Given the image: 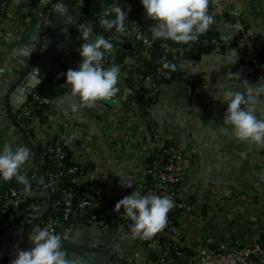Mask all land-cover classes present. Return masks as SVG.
<instances>
[{"label":"crops","instance_id":"crops-1","mask_svg":"<svg viewBox=\"0 0 264 264\" xmlns=\"http://www.w3.org/2000/svg\"><path fill=\"white\" fill-rule=\"evenodd\" d=\"M113 2L110 0L107 7ZM116 3L126 11L144 10L140 0ZM83 6L84 0H42L30 11L20 0H12L1 16L0 148L4 143L23 145L32 154L31 144L39 133H60L70 156L84 167L85 175L74 182L88 191L104 193L106 189L100 186L97 176L138 182L149 169L150 134L142 109L132 99L134 91L123 75L117 85L119 91L111 97L114 105L99 100L87 106L71 93L55 99L49 118L43 120L48 124L35 130L31 141L13 122L15 112L8 100L13 82L24 66L31 63L34 68L38 64L33 62L35 48L30 51L27 45H37L41 29L38 55L50 62L49 70L61 74L78 68L79 64L67 53V45ZM66 9L73 18L71 24H65ZM208 14L213 23L207 31L220 41L219 48L199 59L179 63L181 78L161 85L152 118L164 140L181 153V194L191 208L183 216L186 238L209 237L225 247L264 244V145L236 138L231 126L223 124L227 104L216 99L226 89L244 92L245 82L257 83L231 23L238 19L250 36L264 37V0H211ZM232 51L236 56L228 55ZM256 107L264 115L260 98ZM28 169L29 162L21 173L25 175ZM212 204L218 205L219 210L197 219L196 213ZM74 220L70 229L67 223L57 230L73 264H122L114 255L124 261H129L133 253L144 256L143 247L123 228L98 231L83 219L71 221ZM38 229L37 224L28 226L19 220L7 226L0 234V264H11L17 251L29 250L31 236Z\"/></svg>","mask_w":264,"mask_h":264},{"label":"built area","instance_id":"built-area-1","mask_svg":"<svg viewBox=\"0 0 264 264\" xmlns=\"http://www.w3.org/2000/svg\"><path fill=\"white\" fill-rule=\"evenodd\" d=\"M12 0H2L0 2V19L3 13L8 9V5ZM27 10H32L31 0H20ZM103 8V7H102ZM108 7L101 10V15H105ZM122 10H125L122 8ZM126 11V10H125ZM96 17V16H95ZM91 23L93 26V19L79 18L75 25V35L69 37L67 45V53L71 56L78 52L81 44L84 42L81 38L80 32L77 30L79 24ZM126 31L118 33L115 29L105 32H97L93 28V37L95 35H103L105 38L111 39L114 44V52L104 58L103 66L108 67L112 64L120 66V73L126 79L137 81L139 77L140 58L147 52L149 45L152 42L151 28L155 25L148 17H141L138 15L136 9L128 10V17L126 20ZM146 25V27H143ZM231 30L236 35L237 42L243 48L248 61L254 72L256 82L261 79L264 83V62L261 61L257 51L255 50L254 37L250 36L246 31L243 23L238 19H233L231 23ZM206 41V40H205ZM256 43L264 45V37L256 38ZM127 45L124 54L121 55L118 62H110V58L117 56V50L121 45ZM191 42L184 45H190ZM160 48L162 55L159 63H167L169 59H173L176 63L182 61L177 55L178 49L170 46L166 40L160 41ZM78 63V62H77ZM80 63V62H79ZM78 63V64H79ZM156 73L163 78H169L170 74L163 71L162 67L156 68ZM61 74L56 71L49 70L47 77H54L58 79ZM162 84L157 83L152 78L141 80L138 87L141 86L144 90V98L152 101L145 107V125L149 131L150 139L148 158L163 147L164 138L160 130L152 118L153 105L155 104ZM58 87L66 89L67 93H71V86L66 82L57 83ZM57 98H50L34 91L30 94L27 101L22 107L12 115L13 122L22 134L31 141L33 132L40 131L45 128L47 122L43 121L49 118L51 108L44 109L38 113L41 105H48L51 107L54 100ZM264 105V96L260 97ZM143 114V111H141ZM33 149L36 145L43 147L42 155L51 161L53 170L45 175L39 170V163L34 162L33 157H30L29 169L25 174L30 181V189L26 192L22 185L18 187H8L4 191L0 186V213L5 212L11 208L12 212L10 219L12 221L20 220L27 225L37 224L39 228L50 226L51 230L57 233V230L66 225L73 219H83L86 210L89 208L99 209V213L91 214L85 221L98 231H107L111 229V225L115 218L121 222L130 225L129 228H123L128 237L135 239L144 250V256L139 257L138 253H133L129 261L130 264H166V259L169 255L176 258L182 257L181 248L188 249L193 253L189 264H264V244L261 242L247 243L244 245H231L225 247L222 244H216L213 239L206 237L202 239L186 238L185 222L183 216L185 213H190V204L181 194V183L183 181L182 165L180 163L181 153L179 149L170 145L164 148L163 152L166 154V159L162 162L161 156H156L152 163H149L151 169V181L149 185L146 183L145 177L138 182L130 178L122 179L124 182H131V187H124L121 185V179H115L108 175L97 176V181L100 186L106 189L104 193H97L87 191V193L80 196L76 205H73L74 191L72 188H62L59 192V199L52 201L51 195L57 190V184L65 177H69L72 182L79 176L85 175L84 167L70 156L69 162L71 165H66L64 159L66 156L65 144L60 137V133L52 136L45 133H39L35 142L31 144ZM33 153V151H32ZM37 169L40 174V181L32 184L35 180V173L30 169ZM148 169V170H149ZM75 183V182H74ZM140 191L141 194H155L166 195L174 202V208L181 211V215L175 223L170 217H167V223L157 233L148 238L134 237L132 234V221L123 214V208L119 212L115 211V204L124 196L129 195L132 191ZM36 196L35 201H29L24 208H19L17 203L28 197ZM219 210V206L212 204L207 208L196 213L197 219L201 216L209 217ZM205 213V214H204ZM204 214V215H203ZM165 240L161 242L160 238ZM153 255V260L147 255Z\"/></svg>","mask_w":264,"mask_h":264},{"label":"clouds","instance_id":"clouds-1","mask_svg":"<svg viewBox=\"0 0 264 264\" xmlns=\"http://www.w3.org/2000/svg\"><path fill=\"white\" fill-rule=\"evenodd\" d=\"M146 16L155 21L151 28L153 39L171 40L177 44L195 42L213 23L208 14L209 0H140ZM68 17L65 24L73 23ZM111 18H108V17ZM128 11L114 0L99 24L106 31L115 29L118 33L126 31ZM77 30L84 41L79 48L80 63L77 69H69L65 82L71 86V94L78 96L82 104L93 106L99 100L111 98L119 91L120 66L112 64L104 67V58L114 52V44L103 35L93 37L91 23L79 24ZM236 56L235 51L228 54ZM165 69L175 70L176 65L164 63ZM245 91L226 89L222 97L216 98L227 104L223 118L224 125H230L232 134L249 143L264 145V115L256 107V102L264 96V83L261 79L255 84L245 82ZM31 153L26 146L13 147L4 143L0 148V181H15L24 191L31 187L30 181L21 173L22 167L30 161ZM121 185L131 187V182ZM174 202L166 195L141 194L134 190L115 204V211L123 208L132 223L134 237L148 238L164 228ZM32 247L19 250L11 264H73L67 257L62 245V236L51 230L50 226L41 227L31 236Z\"/></svg>","mask_w":264,"mask_h":264},{"label":"trees","instance_id":"trees-1","mask_svg":"<svg viewBox=\"0 0 264 264\" xmlns=\"http://www.w3.org/2000/svg\"><path fill=\"white\" fill-rule=\"evenodd\" d=\"M2 0H0L1 2ZM42 0H31V5L33 8H36L37 5H39L41 3ZM110 0H84V6H83V11H82V15L81 18L84 19H88V18H92L93 19V28L95 31L97 32H105V29L100 26L99 24V19L101 18V10L105 7L108 6ZM211 1V0H209ZM103 7V8H102ZM138 15L141 17H147L145 14V10H136ZM96 16V17H95ZM108 18H111L110 16ZM143 27H146V25H144ZM75 35V30L70 32V37H73ZM256 38L258 37H254V46H255V50L257 51L261 61L264 62V45L260 44V43H256ZM206 40V41H205ZM160 41L161 39H152L151 44L149 45L147 52L144 56H142L140 58V67H139V71H143L144 75L142 77V81L148 78H152L153 80H155L157 83L159 84H165V83H169L171 81L177 80L179 78H181V73L178 70V63H176L175 60L173 59H169L167 61V63H171L176 65L175 70H171V69H165L162 67L163 64L159 63L160 57L162 55V49L160 48ZM167 43L178 49V56L182 59V60H196L199 59L202 55L208 54L213 52L214 50L219 48L220 45V41L216 38V36L210 32H204L202 35L199 36L198 40H196L195 42H191L190 45H184V44H177L171 40H166ZM127 45H121L118 50H117V56H115V58H110V62H118L120 60L121 55L124 54V50L126 49ZM70 59L73 62H80V55H79V51L73 53L70 56ZM77 63V64H78ZM157 67H162L163 71L168 72L170 74L169 78H163L161 77L159 74L156 73V68ZM67 70L63 71L60 75V77H58V79L54 78V77H46L45 79L42 80V82L38 85V87H36V89L34 90L35 93L50 97V98H59L60 96L64 95L66 92V89L58 87L57 83H62L65 82V76L64 73H66ZM253 76H254V72H253ZM128 85L132 88V90L134 91V94L132 95V99L134 100V102L142 109L143 111V117L145 116V107L152 103V101L150 100H146L144 98V90L142 89L141 86H137V83L135 80L132 79H128ZM52 108L48 107V105H41L40 106V110L38 111V113L42 112L44 109H49ZM45 119V117L43 118V120ZM171 143H169L167 140L163 142V147L157 151L154 156L149 158V163H152L153 160L156 158V156H161L162 157V162L165 161L166 159V154L163 152L164 148L170 146ZM43 147L36 145L33 149V153L31 154V157H33V160L35 162L39 163V170L41 173H43L44 175L46 173H49L53 170V165L51 163L50 160H48L47 158H45L42 153H43ZM66 150V156L64 159V163L66 165H71L72 162H69L70 159V153L68 152V150L65 148ZM31 172L35 173L36 178L34 181H32V184L38 183L40 181V173L37 172V169H30ZM151 169H149L147 171V173L145 174V180L147 184H151ZM20 184H18L15 179L11 180V181H7V182H3L1 190H5L8 187H18ZM62 188H72L75 195L74 198L72 200L73 205H76L77 200L80 198L81 195L87 193L88 190H86L84 187L78 186L76 183L72 182V180L69 177H65L63 178L61 181L58 182L57 184V190L55 192L52 193L51 198L52 201H56L59 199L60 195L59 192ZM36 200V196L34 197H28L24 200H21L17 203V206L21 209L24 208L25 205L29 202V201H35ZM11 208H8L5 212L0 213V234L7 228V226H9L13 221L10 219V215H11ZM98 214L99 213V209L97 208H92V209H88L86 210V214L84 216L85 220L88 216H90L91 214ZM181 215V211L176 209V208H172L170 210V212L168 213V217H170L175 223L178 221L177 219L179 218V216ZM20 221V220H19ZM25 224V223H24ZM27 225V224H25ZM29 226V225H28ZM111 228H129L130 225L121 222L118 218L114 219V222L112 223V225L110 226ZM161 242H163L165 239L162 237L160 238ZM181 253H182V257L180 258H176L172 255H169L166 259V264H179V263H185V262H189L191 260V257L194 256L193 253L189 252L188 249L186 248H181ZM147 257H149L150 259L153 260L154 256L149 254L147 255ZM184 258V259H182Z\"/></svg>","mask_w":264,"mask_h":264},{"label":"water","instance_id":"water-1","mask_svg":"<svg viewBox=\"0 0 264 264\" xmlns=\"http://www.w3.org/2000/svg\"><path fill=\"white\" fill-rule=\"evenodd\" d=\"M48 10V9H47ZM47 13V12H46ZM46 15V14H45ZM43 23H45V18H43ZM32 25V24H31ZM40 36L37 38V45L28 44L30 51L35 48V52L33 54V62L37 61V66L33 68V66L28 64L24 66L20 75L13 82V86L8 94V100H10V104L13 108V112L18 111L22 105L27 101L30 94L38 87V85L42 82L43 79L47 77L50 68V62L46 61L43 57H39V50L41 47L42 37H43V29L40 30ZM33 40V39H32ZM34 42V41H33ZM25 47V48H27ZM144 72L141 71L139 73V77L137 80V84H139L142 80ZM104 103L114 105L115 101L112 98H107L102 100ZM76 220L71 221L67 225V229H70ZM74 248H81L74 246ZM83 249V248H81ZM115 259L122 264H130L127 261L122 260L120 257L114 255ZM210 264V263H208Z\"/></svg>","mask_w":264,"mask_h":264},{"label":"rangeland","instance_id":"rangeland-1","mask_svg":"<svg viewBox=\"0 0 264 264\" xmlns=\"http://www.w3.org/2000/svg\"><path fill=\"white\" fill-rule=\"evenodd\" d=\"M179 264H189L188 262H185V263H179Z\"/></svg>","mask_w":264,"mask_h":264}]
</instances>
